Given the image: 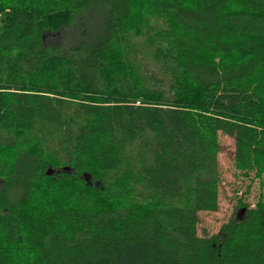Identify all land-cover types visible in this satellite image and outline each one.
<instances>
[{
	"label": "trees",
	"instance_id": "obj_1",
	"mask_svg": "<svg viewBox=\"0 0 264 264\" xmlns=\"http://www.w3.org/2000/svg\"><path fill=\"white\" fill-rule=\"evenodd\" d=\"M221 135L263 182L264 0H0V264H264Z\"/></svg>",
	"mask_w": 264,
	"mask_h": 264
},
{
	"label": "rangeland",
	"instance_id": "obj_2",
	"mask_svg": "<svg viewBox=\"0 0 264 264\" xmlns=\"http://www.w3.org/2000/svg\"><path fill=\"white\" fill-rule=\"evenodd\" d=\"M58 37H49L54 42ZM221 152L219 154L220 167L223 176L221 183L220 206L216 212H201L199 233L213 235L220 232L222 225L232 217L236 210L238 197L246 194L254 205L258 198L264 195V180L252 179L238 172L234 167L235 140L233 137L221 135Z\"/></svg>",
	"mask_w": 264,
	"mask_h": 264
},
{
	"label": "water",
	"instance_id": "obj_3",
	"mask_svg": "<svg viewBox=\"0 0 264 264\" xmlns=\"http://www.w3.org/2000/svg\"><path fill=\"white\" fill-rule=\"evenodd\" d=\"M49 173H51V172H49Z\"/></svg>",
	"mask_w": 264,
	"mask_h": 264
}]
</instances>
